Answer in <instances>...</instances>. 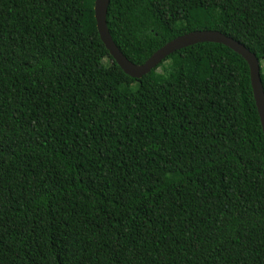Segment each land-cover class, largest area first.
<instances>
[{"label": "trees", "instance_id": "16d2710c", "mask_svg": "<svg viewBox=\"0 0 264 264\" xmlns=\"http://www.w3.org/2000/svg\"><path fill=\"white\" fill-rule=\"evenodd\" d=\"M95 2L0 0V264H264L247 62L204 43L131 78ZM107 24L138 66L219 32L264 84V0H111Z\"/></svg>", "mask_w": 264, "mask_h": 264}, {"label": "water", "instance_id": "95a60500", "mask_svg": "<svg viewBox=\"0 0 264 264\" xmlns=\"http://www.w3.org/2000/svg\"><path fill=\"white\" fill-rule=\"evenodd\" d=\"M111 0H96L95 19L101 41L116 61L122 71L131 78L140 80L156 69L168 56L182 49L204 43L221 44L239 54L248 64L250 69L251 84L260 121L264 133V84L262 80L261 64L257 57L244 45L219 32L204 31L194 32L182 36L167 44L155 53L144 65L138 66L130 62L115 45L107 24L108 9Z\"/></svg>", "mask_w": 264, "mask_h": 264}, {"label": "rangeland", "instance_id": "374dc122", "mask_svg": "<svg viewBox=\"0 0 264 264\" xmlns=\"http://www.w3.org/2000/svg\"><path fill=\"white\" fill-rule=\"evenodd\" d=\"M108 62V60H105V63H107ZM263 72H264V62H263Z\"/></svg>", "mask_w": 264, "mask_h": 264}]
</instances>
